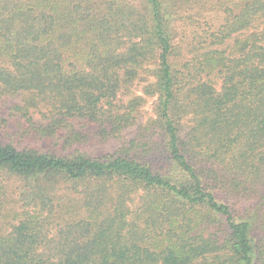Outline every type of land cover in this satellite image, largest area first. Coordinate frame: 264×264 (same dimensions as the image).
Listing matches in <instances>:
<instances>
[{
    "label": "trees",
    "instance_id": "1",
    "mask_svg": "<svg viewBox=\"0 0 264 264\" xmlns=\"http://www.w3.org/2000/svg\"><path fill=\"white\" fill-rule=\"evenodd\" d=\"M5 99L0 264H264V0H0Z\"/></svg>",
    "mask_w": 264,
    "mask_h": 264
},
{
    "label": "rangeland",
    "instance_id": "2",
    "mask_svg": "<svg viewBox=\"0 0 264 264\" xmlns=\"http://www.w3.org/2000/svg\"><path fill=\"white\" fill-rule=\"evenodd\" d=\"M197 13V12H196ZM198 15V14H195ZM201 17V18H200ZM219 15L216 12H201L199 14V20L195 21V25H189V28L191 26L198 27L199 29L203 28L204 20L217 23L219 20ZM186 23H179V37L181 34V27H183ZM186 31V30H185ZM190 33V31H187ZM182 42V40H181ZM141 87L139 86L135 90V94H142L141 93ZM18 101L14 99H5L4 101L0 102V116L4 117L8 120L7 127L4 129H0V143L6 144L13 142L15 144H23L24 146H30L35 147L40 150H48L54 146L55 140L54 139H44L41 141L38 140H30L28 138L20 139L21 133L23 132V129L26 128V123L23 119L19 117H13L10 116V108L11 106L17 104ZM154 103L155 99L149 98L147 99V103L144 105V107L141 110V122L144 124L148 120L152 119L154 117ZM91 132V140H89L88 143L81 145L80 148L83 149V151L93 155V156H103L106 154H112L115 153L120 147H121V140H109L104 141L101 138L95 136V127L94 125H90L88 127ZM134 134L128 135L127 138L130 139Z\"/></svg>",
    "mask_w": 264,
    "mask_h": 264
}]
</instances>
